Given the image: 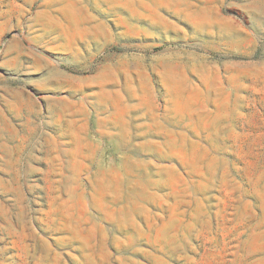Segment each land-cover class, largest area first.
Instances as JSON below:
<instances>
[{
    "label": "rangeland",
    "instance_id": "374dc122",
    "mask_svg": "<svg viewBox=\"0 0 264 264\" xmlns=\"http://www.w3.org/2000/svg\"><path fill=\"white\" fill-rule=\"evenodd\" d=\"M0 264H264V0H0Z\"/></svg>",
    "mask_w": 264,
    "mask_h": 264
}]
</instances>
